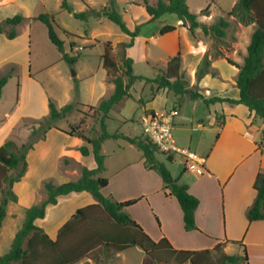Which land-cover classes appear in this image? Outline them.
Returning <instances> with one entry per match:
<instances>
[{
    "label": "rangeland",
    "instance_id": "1",
    "mask_svg": "<svg viewBox=\"0 0 264 264\" xmlns=\"http://www.w3.org/2000/svg\"><path fill=\"white\" fill-rule=\"evenodd\" d=\"M62 1L9 0L0 2V21L17 13L22 14L26 18L16 26V36H19L16 43L3 45L1 51L8 52V50L22 46L24 43L27 44V48L17 52V56L15 57V59H20L22 63L20 64V69L19 65L15 63L17 72L15 71V74L13 73L10 76L15 75V77L11 80H9V77V81L7 80V84L2 88L0 123L4 112L10 115L16 112V110L12 112V109L16 105V98L21 99V108L18 106L20 108L19 112L15 113L12 119L20 114H22V117L29 112L34 113L36 111L35 113H37L43 105V101L39 103L40 97L45 92L47 95L50 93L54 99L50 97L48 101L52 100L58 104H66L74 99L75 85L78 87L77 98L81 102L87 101L86 103L96 105L102 99V95H106V87L101 83L107 72V69L102 66L101 59V54L104 51V42L111 41L113 46L112 55L116 60H119L123 54L122 42H128L130 35L123 32L116 23L105 16L99 19L90 16L88 19L83 20L73 15V12L85 10L89 7L101 9L104 6L110 5L109 0H66L72 6L73 12H69L67 9L61 7ZM156 1L115 0L113 4V7L121 14L123 21L130 30L133 31L136 26H139V33L134 38L133 44L126 48V52L133 59L134 72L146 78L155 77L160 72V69L163 68L161 62H158L155 56L167 55L166 50L164 51L160 48L156 41L148 40L149 35L152 33L159 35L158 30L164 24H175L177 21V16L173 13H166L157 19L150 20V16L144 8V3L155 4ZM236 1L187 0L189 10L196 13L197 16H201L200 11L208 6L207 17L209 20L207 26L216 22L221 15L234 21L227 28V35L224 39L205 35L200 27L196 28L198 38L205 44L207 56L217 57L219 55H226L223 50H228L230 54L231 52L228 47L232 41H236L241 50L250 40L248 37L249 27L247 25L242 26L245 25L242 23L240 25V22L236 21L234 17L227 15V10ZM40 13L52 15L54 29L63 40L62 50L49 39L46 25L34 18ZM2 34L4 35L5 33L2 32ZM6 38L8 37L6 36ZM170 43L169 41H165L164 44L170 46ZM63 52L69 57L76 55V61L73 64L68 63L62 57ZM193 65V61L190 58H186L182 63V72L189 84L193 81L189 74L193 70ZM222 67L229 68L225 62L222 63ZM25 70V75L28 76L29 72L34 79V89H32L31 93L28 92L31 90L30 86L26 82V79L23 78L24 90L27 92L24 97L25 93H22V95L20 93L21 88L19 92L17 90L20 84H16V78H19L21 82L22 74ZM196 71L194 80H196ZM4 72V67L0 68V75ZM97 94L101 97L98 100L96 99ZM131 94L132 96L125 97L119 104V109L122 111V115L127 118V121L110 120L107 127L110 133L116 132L132 136L142 135L143 128H141L139 123L142 104L138 102V99L142 98L145 102L151 99L150 83L145 82L144 79L137 80L131 88ZM173 96L174 93L170 91V101L173 100ZM100 116L101 114L94 111V109L81 105L79 106V110H73L64 119L58 120L56 127H52L45 132L41 130L33 136L31 132L37 126V124L31 122L33 119L25 118L19 120V116L18 123L11 127L8 139L13 140L17 146L31 140L33 146L28 151L29 155L27 154L29 168L27 165V169L23 174L26 179L24 182L21 181L22 176L18 181L19 183L16 182L18 184L15 193L18 199L17 201H8L6 205V215L0 228V254L9 250L13 236L23 222L26 207L31 204H38L45 199L44 183L48 180L52 182L55 180L56 167L62 179L78 178L81 175L83 167L91 168L93 164L92 156H83L79 151V146L84 143V140L80 136H77L78 140L73 142V139L70 137L72 135L68 132L71 131V126L79 124L84 135L89 137L97 136L101 131L99 125ZM43 117L41 116L39 119ZM118 117L121 118L119 114ZM173 132H175L174 130L172 134L175 135ZM175 143L179 147H182L178 144V141H175ZM117 144L125 146L127 143L125 144V141L121 137H118V139L113 137L107 138L105 148L112 156L108 159V171L102 175H109L114 169L126 163L128 159L126 157H130L131 155L127 148L122 150L118 148ZM114 150L115 153H113ZM132 150L136 152L138 148ZM155 156L159 161L165 163L172 176L177 179L175 175L181 170V165L178 161L182 160L183 157L179 154H174V160H169L167 153L162 151H156ZM54 165L56 166L54 167ZM8 173L15 175L16 171L10 170ZM85 199L80 197L79 199L69 198L67 201H61V205L65 206L64 215H69L71 211L84 206ZM51 221L52 217L49 216L44 222L38 219L36 224L50 231L55 227V223ZM97 225L102 227V229L110 228L111 226L105 215H102V221L98 222ZM86 227L85 225H80L77 228L76 233L73 235L74 241L81 239V236L87 230ZM222 252V248L212 252L208 257L207 264H220L219 260ZM160 255L161 258L159 259L151 257L139 246H131L120 252H114L111 249L107 250L104 246H99L91 251L88 257L80 259L75 264H176L171 259L166 260L164 255ZM182 264H190V262L187 261Z\"/></svg>",
    "mask_w": 264,
    "mask_h": 264
},
{
    "label": "trees",
    "instance_id": "2",
    "mask_svg": "<svg viewBox=\"0 0 264 264\" xmlns=\"http://www.w3.org/2000/svg\"><path fill=\"white\" fill-rule=\"evenodd\" d=\"M114 1L109 0L110 5L101 9L89 7L75 12L66 0L61 3V7L73 12L76 18L83 20L90 16L97 19L102 16L109 18L123 32L130 35V40L122 42L123 54L119 60H116L112 55L111 41L104 42V51L101 54L102 66L107 69L109 81L114 84V88L112 93L108 97L102 98L97 105H86L101 114L100 133L93 137L86 136L79 124L71 126V131L68 132L73 136H80L84 140V143L79 146V151L83 156H92L94 167H83L81 175L74 180H66L58 184L48 180L44 183L45 199L38 204L26 207L23 222L13 236L9 250L0 254V264H75L80 259L88 257L89 253L99 246H104L107 250L111 249L114 252L125 250L131 246H139L146 254L156 259L161 258L160 254H162L166 260L171 259L176 264L187 261L190 264H207L209 255L222 247V243H218L213 249H176L165 237L155 241L127 212V207L135 203L138 198L118 201L111 195L106 196L102 193V188L106 186L108 180L102 175L105 170V155L101 152V143L111 137L124 138L137 146L143 153L145 167L155 170L160 175L165 193L176 197L183 212L185 229L197 228L194 211L198 205V198L188 191L186 184L180 183L172 176L165 163L156 158L155 152L160 151L158 147L144 134L128 136L123 133H110L107 129L106 119L112 117V112L117 110L123 98L132 96L131 88L139 79L150 83L151 98L159 89H167L176 95H188L191 98L204 96L199 89L189 86L188 80L181 71L180 51L171 56L165 67L161 68L153 78H146L134 72L133 59L127 55L126 48L133 44L134 38L139 33V26H136L133 31L130 30L121 14L113 7ZM207 7L203 8L200 13L207 14ZM144 8L149 14L150 20L157 19L166 13L175 14L177 19L181 20L182 25L187 26L192 36L195 35L196 28L201 27L205 35L224 39L231 23L226 16L221 15L216 22L209 26L200 24L197 14L189 10L187 0H157L155 4L145 2ZM227 15L234 17L242 24L252 22L256 24L247 46V55L243 64L239 65L227 58L229 63L235 64L239 68L236 77L239 97L214 95L204 98V101L207 103L227 101L244 104L252 113L251 124L258 121L264 122V0H237L227 11ZM34 18L46 25L49 39L62 50L63 40L54 29L52 15L40 13ZM25 19L20 13L4 18L0 21V33L4 32L8 38H14L17 35L16 26ZM175 28L173 24H164L159 32L164 34ZM62 57L70 64H73L77 59L76 55L69 57L65 52ZM4 71L0 75V97L3 86L16 71V65L8 63L4 66ZM206 73L216 74V71L210 68V59L207 55L198 65L196 81H199ZM77 92L78 87L75 85L74 99L60 108H57L52 100H49L48 114L41 119L31 120L33 124H37L31 135L56 127L58 120L64 119L73 110H79V106L84 104L78 100ZM138 102L143 104L142 98H139ZM32 146L31 140L17 146L11 139L0 145V228L6 215L8 201H17L18 199L13 185L20 180L27 169V154ZM167 158L170 160L171 155H168ZM10 170L16 171V174L10 175L8 173ZM253 187L256 189V197L246 213L250 221L264 219V170L257 173ZM81 191L90 192L96 203L78 207L59 228L56 238H51L42 227L35 223L36 219L45 216L46 207L56 204L59 197ZM102 215H105L109 220L110 228L102 229L97 225L102 221ZM80 225L87 226V230L81 239L74 241L73 235ZM219 261L220 264H248L245 248L241 255L222 252Z\"/></svg>",
    "mask_w": 264,
    "mask_h": 264
},
{
    "label": "crops",
    "instance_id": "3",
    "mask_svg": "<svg viewBox=\"0 0 264 264\" xmlns=\"http://www.w3.org/2000/svg\"><path fill=\"white\" fill-rule=\"evenodd\" d=\"M2 1L9 0L0 2ZM197 20L200 24L208 25L209 18L207 14H201ZM181 24V20L177 19L173 24L176 27L174 30L159 35L152 33L148 40L156 41L160 48L166 50L167 55L155 56V59L161 62L162 67H165L167 60L177 51L181 53V71L182 63L186 58L193 61V70L189 72L193 81L189 86L199 89L204 97L191 98L188 95L174 94L173 100L170 101V91L159 89L151 99L143 101L139 123L142 128L141 119L148 112L165 113L171 108L177 109V114L172 117V131H175L173 132L174 140L178 141V144L183 148L195 152L204 159V172L199 173L193 168L185 167L184 159H182L178 161L181 170L175 175L179 182L186 184L188 191L198 198V205L194 211L197 228L185 229L183 212L176 197L165 193L160 175L153 169L145 167L143 153L139 149L134 152L132 149H137L136 146L124 138L122 139L127 144L125 146L117 144V146L122 150L127 148L131 155L126 157L128 158L126 163L114 169L109 175H103L108 181L102 188V193L106 196L111 195L118 201L138 198L135 203L127 207V210L153 240L165 237L174 248L189 250L213 249L218 243H222L221 248L226 254L241 255L245 248L248 264H264V219L250 221L246 215L256 197V189L253 187L255 177L260 170H264V122L258 121L251 124L252 113L244 104L227 101L207 103L204 101V98L214 95L239 97V89L236 86L239 68L235 64L229 63L227 58L239 65L243 64L250 42L249 38L251 39L256 24L254 22L245 25L240 23L242 26L249 27L247 45L240 50L236 41H232L228 47L230 54L228 50H226L227 52L223 50L226 55L217 57L208 55L210 68L215 70L216 74L206 73L199 81L194 80V75L198 64L206 55L205 44L198 38L197 30L192 36L187 27ZM0 34V68L8 63H16L20 69L22 63L15 57L17 52L27 48V44L24 43L22 46L8 50V52H2L3 45L16 43L19 36L6 38L5 34ZM165 41L171 42V45L166 46ZM220 51L222 50L220 49ZM223 62L229 68L222 67ZM25 72L26 70L22 74L21 82L19 78H16V84H20L17 90L19 92L21 88L20 93L21 95L25 93L24 97L27 92L24 90L23 78L30 86L31 90L28 92L31 93L34 89V79L29 72L28 76L25 75ZM108 76L106 72V76L101 80L103 86L106 87V95H102V98L108 97L114 88V84L109 81ZM14 77L15 75L9 80ZM50 97L53 99L50 93L47 95L46 92L40 97L39 103L43 101V105L37 113H35L36 111L29 112L22 117L20 114L12 119L21 108V99L16 98V105L12 109V112L15 110L16 112L12 115L3 113L2 124L0 123V145L8 139L10 129L18 123L19 116V120L39 119L41 116H46L49 111L48 99ZM99 98L101 97L97 94L96 99ZM86 102L81 103L95 105ZM54 103L57 108L65 104H58L55 101ZM119 108L118 105L117 110L112 112V117L106 119L107 127L110 120L127 121ZM118 114L121 118L118 117ZM70 137L73 142L78 140L77 136ZM106 142L107 139L101 143V152L105 155L103 173L108 171V159L112 156L105 148ZM171 160H174V155H171ZM92 163L91 168L95 165L94 161ZM57 169L56 167L54 183L74 180L62 179ZM25 179L23 176L21 181L24 182ZM18 183L14 184V191H16ZM80 197L86 198L83 203L85 205L96 203L88 191L71 192L66 196L59 197L56 204L48 205L45 216L38 218L44 222L49 216L52 217L55 227L50 231L42 227L51 238H56L59 228L77 209L65 216V206L61 205V201H67L69 198L79 199ZM38 219L35 220V223L38 222Z\"/></svg>",
    "mask_w": 264,
    "mask_h": 264
},
{
    "label": "built area",
    "instance_id": "4",
    "mask_svg": "<svg viewBox=\"0 0 264 264\" xmlns=\"http://www.w3.org/2000/svg\"><path fill=\"white\" fill-rule=\"evenodd\" d=\"M177 109L171 108L165 113L148 112L142 119L143 134L146 135L160 151L168 155L179 154L184 159L187 168L197 172H204V159L195 152L176 145L172 134V117L177 114Z\"/></svg>",
    "mask_w": 264,
    "mask_h": 264
}]
</instances>
